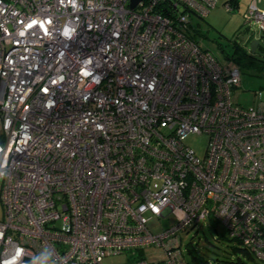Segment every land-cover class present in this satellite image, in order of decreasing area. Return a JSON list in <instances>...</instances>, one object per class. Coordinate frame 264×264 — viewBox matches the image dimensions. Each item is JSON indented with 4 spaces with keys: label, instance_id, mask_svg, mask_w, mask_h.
<instances>
[{
    "label": "built area",
    "instance_id": "obj_1",
    "mask_svg": "<svg viewBox=\"0 0 264 264\" xmlns=\"http://www.w3.org/2000/svg\"><path fill=\"white\" fill-rule=\"evenodd\" d=\"M218 1L0 0V264H188L201 221L264 261V105L189 35Z\"/></svg>",
    "mask_w": 264,
    "mask_h": 264
},
{
    "label": "rangeland",
    "instance_id": "obj_2",
    "mask_svg": "<svg viewBox=\"0 0 264 264\" xmlns=\"http://www.w3.org/2000/svg\"><path fill=\"white\" fill-rule=\"evenodd\" d=\"M227 2L230 1L219 0L206 16L193 15L191 26L194 30H197L198 43L202 48L212 52L223 65H232L240 70V83L233 93L234 102L244 108H257L259 103L264 105V69L258 72L247 66L245 55L263 56L264 38L260 36L261 29L258 25L246 23L243 18L244 12L250 6L245 10L249 0H241L238 7L232 4L231 9L225 6ZM261 31L264 32V30ZM250 39L252 41L255 39L260 40L258 49L254 52L250 49ZM260 45H262V48L259 47ZM235 48H238L236 52H234ZM230 56H233L236 61L229 58ZM185 144L192 148L198 156H202L206 149L207 137L205 134H191L185 139ZM1 213L0 203V216ZM169 219L170 222L162 219L161 223L158 224V228L168 227L175 222L172 214L169 215ZM68 221V217H64L57 223L59 227L68 228ZM221 231H223V228L217 222L216 225H211L209 221H201L195 226L180 231V249L184 253L185 261L188 264H198L186 250V244L191 242L194 254L202 256L203 264H229V260L239 256L252 264V260L240 249L233 250V246L238 245L235 240L222 242L215 239L217 233ZM143 256L148 262H158L166 258V250L163 246L146 247L143 249ZM103 262L104 264H129L128 256L125 253L107 256Z\"/></svg>",
    "mask_w": 264,
    "mask_h": 264
},
{
    "label": "trees",
    "instance_id": "obj_3",
    "mask_svg": "<svg viewBox=\"0 0 264 264\" xmlns=\"http://www.w3.org/2000/svg\"><path fill=\"white\" fill-rule=\"evenodd\" d=\"M230 3V2H228ZM231 4V3H230ZM232 6V4L230 5V7ZM256 27V26H255ZM190 30V37L195 40L196 42H198V39H197V30H194L192 28V26L189 28ZM259 30V29H258ZM261 31L260 30V34H261ZM262 35L264 36V33H262ZM261 36V35H260ZM264 38V37H263ZM250 41H252L250 39ZM260 48H262V45L259 46ZM238 48H235V51H237ZM258 49V48H257ZM264 49V48H263ZM207 50V49H206ZM209 51V50H208ZM212 53V52H211ZM213 54V53H212ZM214 55V54H213ZM215 56V55H214ZM245 57L247 58V62H246V65L247 66H250L252 67L253 69H255L256 71L260 72L261 70L264 69V55L261 56V55H254V54H250V55H245ZM229 58L233 59L236 61V59L233 57V56H230ZM215 224V223H212V225ZM216 225V224H215ZM215 239H217L218 241H222V242H227V240H235L238 245L237 246H233V250H236V249H240L244 254H246L248 256L249 259L252 260V264H264V261L263 260H260L258 259L248 248H246V246H244L240 241L239 239L235 238V237H231L229 236L224 230L217 233V235L215 236ZM186 250L189 254H191L192 256V259H194L198 264H203V258L201 255H198L196 256L193 252V249L191 247V242H188L186 244ZM183 253V251H182ZM184 255V253H183ZM229 264H250L247 260H244L242 259V257H238V258H235V259H232V260H229L228 261Z\"/></svg>",
    "mask_w": 264,
    "mask_h": 264
},
{
    "label": "crops",
    "instance_id": "obj_4",
    "mask_svg": "<svg viewBox=\"0 0 264 264\" xmlns=\"http://www.w3.org/2000/svg\"><path fill=\"white\" fill-rule=\"evenodd\" d=\"M225 1H230L231 4H234L236 7L240 6V1L241 0H225ZM249 5H255L258 8L264 9V0H249L248 4L245 6V10L248 8ZM261 32V37H264Z\"/></svg>",
    "mask_w": 264,
    "mask_h": 264
},
{
    "label": "water",
    "instance_id": "obj_5",
    "mask_svg": "<svg viewBox=\"0 0 264 264\" xmlns=\"http://www.w3.org/2000/svg\"><path fill=\"white\" fill-rule=\"evenodd\" d=\"M138 2L139 0H131V7H134ZM259 43H260L259 39H255L254 41L250 42V49L252 52H254L258 48Z\"/></svg>",
    "mask_w": 264,
    "mask_h": 264
}]
</instances>
